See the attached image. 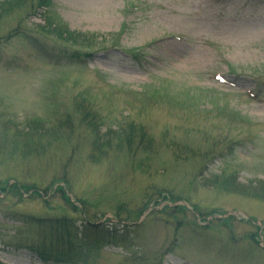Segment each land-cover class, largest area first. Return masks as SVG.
I'll return each mask as SVG.
<instances>
[{"label":"rangeland","instance_id":"374dc122","mask_svg":"<svg viewBox=\"0 0 264 264\" xmlns=\"http://www.w3.org/2000/svg\"><path fill=\"white\" fill-rule=\"evenodd\" d=\"M0 187V264H264V0L0 14ZM38 219L133 245L46 261Z\"/></svg>","mask_w":264,"mask_h":264},{"label":"trees","instance_id":"16d2710c","mask_svg":"<svg viewBox=\"0 0 264 264\" xmlns=\"http://www.w3.org/2000/svg\"><path fill=\"white\" fill-rule=\"evenodd\" d=\"M49 4L50 0H13L6 6L0 8V14L9 10H16L23 6L30 7V9H33V11H35L37 14L40 9L47 8ZM54 33L58 34L60 38L65 40H69V37L73 36L69 31H58L56 28L54 29ZM77 40L78 39L76 38V41ZM46 53L47 52H44L45 56H48V58L52 56L49 54L47 55ZM67 57L72 60L75 59L81 62H86V60H90L92 57H94V55L91 53L81 55V53L73 52L68 54ZM8 189L7 187H3L2 190L7 191ZM65 198L67 201H69L67 197ZM162 202L171 203L175 202V199L171 196H168L167 194H161L158 199L153 200L150 202V204L152 203L153 206H158L161 205ZM169 209H171V207L166 206V210ZM177 211L181 212L185 211V209L183 207H179ZM211 220L213 221V219ZM204 221L207 222V220ZM37 222L43 224L42 226H44V228H48L47 232H49L52 236L50 241L44 242L43 246L39 249L40 257L46 261H71L74 260L76 256H84L87 249H92L100 244L107 246L117 245L127 248H132L133 245L131 241L132 232L129 231L127 228L128 226L105 227V224H103L97 226L101 228L95 230L96 228L93 227H96V225L94 224L86 228L78 229V227L74 226L73 224H68V222L65 221L54 224L52 220L38 219ZM209 224L210 222H208V225Z\"/></svg>","mask_w":264,"mask_h":264}]
</instances>
